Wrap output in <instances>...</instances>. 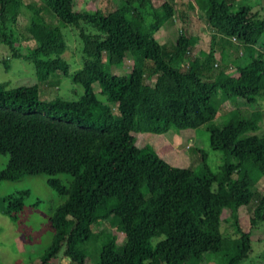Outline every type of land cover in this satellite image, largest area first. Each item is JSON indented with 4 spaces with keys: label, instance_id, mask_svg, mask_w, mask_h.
<instances>
[{
    "label": "trees",
    "instance_id": "16d2710c",
    "mask_svg": "<svg viewBox=\"0 0 264 264\" xmlns=\"http://www.w3.org/2000/svg\"><path fill=\"white\" fill-rule=\"evenodd\" d=\"M190 1L162 0L142 13L136 0L83 10H72V0H42L49 19L30 17L24 25L33 46L22 54L6 41L12 56L31 62L37 81L58 70L82 88L74 98L43 99L39 82L0 83V154H7L0 178L43 173L62 197L49 216L51 236L39 264H47L60 245L72 264H87L76 246L97 235L96 264H240L253 250L250 232L264 221V195L244 228L237 211L256 197L255 184L264 177V133H254L263 109L243 113L234 105L215 120L210 101L234 104L239 97L250 103L264 94V17L224 0ZM22 5L37 14L23 0H0V22L13 23ZM187 7L201 12L209 32L208 48L196 54H190L196 34L179 28L166 43L152 36L160 25H172L174 13L185 21ZM55 20L71 27L79 42L82 64L72 72L60 56L66 44ZM214 46L221 54L215 67ZM126 57L130 69L111 74ZM93 81L103 100L92 92ZM200 124L208 147L220 154L215 171L204 154L199 173L172 166L132 135ZM57 172L69 173L70 181L64 185L53 176ZM1 200L2 213L14 219L20 196ZM103 221L118 225L121 243L105 227L96 230Z\"/></svg>",
    "mask_w": 264,
    "mask_h": 264
},
{
    "label": "rangeland",
    "instance_id": "374dc122",
    "mask_svg": "<svg viewBox=\"0 0 264 264\" xmlns=\"http://www.w3.org/2000/svg\"><path fill=\"white\" fill-rule=\"evenodd\" d=\"M118 0H72V10H83L95 7L102 8L104 4L107 7H114ZM169 1V0H167ZM191 3L190 0H185ZM24 3L37 8V14L22 5L15 17L13 23L9 25L0 22V83L5 87L17 85H28L32 83L38 84L39 98L48 99L54 96L61 98H74L82 92L79 84L71 82L68 77L63 76L58 70L49 72L45 79L37 81L33 67L29 60L22 56H12L8 52L6 41L9 42L16 51L25 53L33 46V41L24 31V25L28 19L35 20L49 19L42 0H23ZM138 7L142 13H146L152 6H156L162 0H136ZM224 2L236 6H247L249 11L254 14V18L264 17V0H224ZM142 3V4H141ZM174 3V2H173ZM141 4V6H140ZM176 6L173 4V7ZM175 9V7H174ZM187 19L182 21L175 13L173 15V23L171 26L160 25L152 34L158 42L166 43L174 41L178 29L185 30L186 33L196 34L197 40L190 50V54H196L197 50H205L208 48L209 37L205 19L201 12L193 7L186 9ZM56 26L59 28L64 37L66 48L61 52L60 56L68 63L69 72L78 69L82 64L79 42L75 36L74 30L55 20ZM260 45L264 49V34L260 36ZM222 50V49H221ZM232 52L233 50L226 49ZM238 53V51H236ZM220 51L214 46L213 57L216 63L220 64ZM5 62L6 66L3 64ZM184 61L183 59L181 60ZM131 66V60L126 57L121 65L113 66L109 69L111 74H123L128 71ZM227 73L233 71L232 66H227ZM152 82V78H149ZM91 90L95 97L103 100V95L99 93L98 84L93 81L90 84ZM211 104L215 109V120L217 115L222 111L238 106L243 113L250 110L260 108L263 114L255 134L264 133V94L257 96L254 102H245L242 98H237L234 104L229 101L219 102L215 97L211 98ZM110 106H113L111 103ZM135 143L141 145L148 144L164 161L175 167L188 168L194 173L200 172V155L204 154V162L210 171H215L220 161L218 151L211 150L207 145V133L204 124H200L193 128L167 129L163 132H150L138 130L132 133ZM7 158V154H0V168L3 167ZM66 185L71 175L65 172H57L53 175ZM46 175L43 173L27 174L22 173L15 178H0V264H39L38 256L50 240L51 231L49 229V216L54 207L61 202L62 197L45 184ZM8 194L20 196L21 207L15 212V218L9 219L1 211L4 203L1 198ZM264 195V177L261 176L255 184V198H252L247 204L238 208L237 216L241 228L247 225L248 217L251 215V209L256 203L259 196ZM224 218L228 220L227 214ZM102 227L107 232L116 235V244L121 243V235L118 233V225L107 226L106 222L98 223L96 230ZM220 227H226L231 233L229 222L222 221ZM162 235L153 236L150 243L160 239ZM250 238H253V250L246 258L241 260L240 264H264V221L257 222L256 226L250 232ZM102 237L97 235L89 238L82 244L76 246V253L81 257L85 256L87 264H96L97 253ZM215 261H205L201 264H214ZM190 264H196L195 260H191ZM47 264H72L68 258L62 253V245L49 259Z\"/></svg>",
    "mask_w": 264,
    "mask_h": 264
}]
</instances>
